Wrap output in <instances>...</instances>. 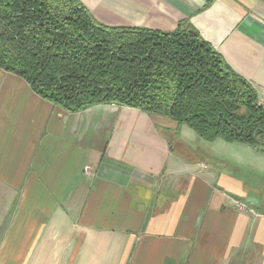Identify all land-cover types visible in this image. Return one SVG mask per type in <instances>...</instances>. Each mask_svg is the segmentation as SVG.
Returning a JSON list of instances; mask_svg holds the SVG:
<instances>
[{
    "label": "crops",
    "instance_id": "crops-1",
    "mask_svg": "<svg viewBox=\"0 0 264 264\" xmlns=\"http://www.w3.org/2000/svg\"><path fill=\"white\" fill-rule=\"evenodd\" d=\"M82 1L108 25L188 19L264 103V0ZM182 126L117 104L71 112L0 67V264H264V200L223 164L184 160L169 138ZM243 153L264 170L262 149Z\"/></svg>",
    "mask_w": 264,
    "mask_h": 264
},
{
    "label": "trees",
    "instance_id": "trees-1",
    "mask_svg": "<svg viewBox=\"0 0 264 264\" xmlns=\"http://www.w3.org/2000/svg\"><path fill=\"white\" fill-rule=\"evenodd\" d=\"M0 67L71 112L128 106L168 115L207 141L264 151L256 88L188 19L164 31L108 25L82 0H0Z\"/></svg>",
    "mask_w": 264,
    "mask_h": 264
},
{
    "label": "rangeland",
    "instance_id": "rangeland-1",
    "mask_svg": "<svg viewBox=\"0 0 264 264\" xmlns=\"http://www.w3.org/2000/svg\"><path fill=\"white\" fill-rule=\"evenodd\" d=\"M181 137H184L183 142L180 141ZM169 138L172 142L173 139H178L173 145L175 144L176 150L184 160L200 159L223 164L230 177L241 182L243 191L248 196L264 200V170L261 169V154L257 153V159H253L255 166L247 168L239 164L240 159L243 158L245 144L228 142L223 138H217L216 142L207 141L187 125L182 126L180 131L176 129ZM221 143H225L226 147ZM262 202L264 207V201Z\"/></svg>",
    "mask_w": 264,
    "mask_h": 264
}]
</instances>
